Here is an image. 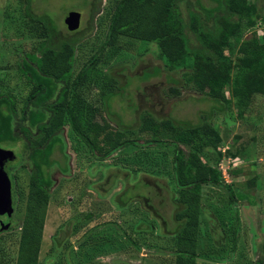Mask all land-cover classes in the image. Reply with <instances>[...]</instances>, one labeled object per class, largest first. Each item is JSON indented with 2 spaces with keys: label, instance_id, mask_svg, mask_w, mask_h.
Instances as JSON below:
<instances>
[{
  "label": "rangeland",
  "instance_id": "374dc122",
  "mask_svg": "<svg viewBox=\"0 0 264 264\" xmlns=\"http://www.w3.org/2000/svg\"><path fill=\"white\" fill-rule=\"evenodd\" d=\"M93 1L32 0L33 10L49 14L58 25V31L65 34L70 31L66 14L81 12L75 73L98 52L107 35L112 0H97L98 5ZM200 1L209 7L217 5L213 0ZM256 2L264 9V0ZM27 7L26 0H0V93L15 95L19 109L32 88L30 80L20 71L21 61L26 53L36 51L39 41L25 21L28 20ZM192 13L198 14L196 9H192ZM253 30L264 33L261 20H257ZM126 42L128 47L117 52L109 48L104 53L106 63L102 67L108 68L117 83L106 79L101 82L102 86L94 83L89 89H83L82 94L103 107L102 92L114 87L117 92L111 100L113 112L117 114L112 113L111 117L133 128L139 126L145 112L177 121L198 122L200 117L210 118L212 126L203 128L202 137L210 139L208 135L214 129L223 140L217 148L208 145L205 152H199L201 161L220 171L226 184L252 196L254 204L247 199L232 204L224 188L204 186L196 211L199 212L197 253L201 257L195 264H264V95L255 97L244 118L238 117L236 105L232 106L229 117L220 113L209 116L214 103L192 83H185L182 72L166 70L165 59L156 44L124 40ZM226 53L232 57L237 55L236 49ZM192 55L187 56L185 62L194 66L199 58ZM64 136L70 154V173H63L56 166L51 169L54 184L49 190L39 264H183V259L174 256L179 245L178 236L172 234L178 226L176 207L170 199L177 190L174 147L129 145L99 161L85 145L78 146V137L70 125L65 126ZM149 136L140 131L127 134V138L139 142ZM0 145L8 146L17 155L5 168L12 182V195L15 186L12 169L15 168L18 177L17 202L11 223L9 217L3 219L0 215V229H7L10 224L14 227L0 231V264H16L32 168L22 160L25 151L21 142L13 146ZM4 146L0 147L7 148ZM55 156L61 158L62 155L56 151ZM223 169L227 171L226 176ZM127 176L134 187L131 195L143 198L120 209L114 198L123 190V178ZM113 177L117 180L115 185H112ZM61 229L58 236H66V240L61 250L54 252L52 237Z\"/></svg>",
  "mask_w": 264,
  "mask_h": 264
},
{
  "label": "trees",
  "instance_id": "16d2710c",
  "mask_svg": "<svg viewBox=\"0 0 264 264\" xmlns=\"http://www.w3.org/2000/svg\"><path fill=\"white\" fill-rule=\"evenodd\" d=\"M26 1L28 20L25 21L29 22V31L36 34L39 41L36 51L26 53L22 58L20 71L30 80L32 88L21 109L15 95L0 93V143L13 146L21 142L25 151L22 160L32 168L16 264H39L49 190L54 184L51 169L56 166L63 173H70V154L64 136L66 125H70L78 137V146L85 145L99 161L129 145L174 147L173 171L177 190L170 199L176 207L178 224L172 234L178 236L179 245L174 256L178 260L183 259V264H195L201 257L197 253L199 212L196 211L204 186L210 184L224 188L229 192L232 204L242 199L254 204L252 196L226 184L220 171L200 159L199 152H205L208 145L217 148L222 136L213 129L208 135L210 139L204 140L203 128L212 126L210 118L200 117L198 122L177 121L158 118L150 112L142 114L139 126L133 128L111 117L112 113L117 114L113 112L111 100L117 92L114 87L105 88L102 92L103 107L88 100L82 90L89 89L94 83L102 86L101 82L106 79L116 82L108 68L102 67L106 63V50L111 48L117 52L128 47L124 40L130 43L145 41L157 45L165 59L166 70L182 72L185 83H192L200 94L214 103L209 116L217 113L228 116L232 106L236 105L238 117L244 118L255 97L264 95V33L261 35L253 30L257 20L264 24V9L257 0H213L217 4L215 7L205 6L200 0H112L103 44L75 73L80 31L69 29L66 34L59 32L58 25L49 14L35 12L31 7L32 0ZM93 2L98 5L97 0ZM192 9H196L198 14H191ZM234 49L235 57L226 53L227 50L233 53ZM190 51L199 58L194 66L185 62L186 57L192 55ZM172 90L178 93L176 88ZM133 131L149 133L150 136L143 142L127 138V134ZM183 145L190 149H184ZM56 151L61 153V158L55 156ZM12 175L15 208L18 190L15 168ZM113 180L112 185H115L116 177ZM123 181V190L114 198L120 209L143 198L131 195L134 187L130 185L128 176ZM155 212L160 218L158 211ZM9 221H12V216ZM11 228L14 227L10 225L0 231ZM60 231L62 229L52 237L54 252L60 251L66 240V236H58ZM236 233L237 229L234 238Z\"/></svg>",
  "mask_w": 264,
  "mask_h": 264
},
{
  "label": "water",
  "instance_id": "95a60500",
  "mask_svg": "<svg viewBox=\"0 0 264 264\" xmlns=\"http://www.w3.org/2000/svg\"><path fill=\"white\" fill-rule=\"evenodd\" d=\"M81 12L70 11L66 14V24L70 30H78L81 24ZM16 153L12 149L0 147V215L11 217L14 213L12 182L5 164L16 159Z\"/></svg>",
  "mask_w": 264,
  "mask_h": 264
},
{
  "label": "flooded vegetation",
  "instance_id": "af4514ba",
  "mask_svg": "<svg viewBox=\"0 0 264 264\" xmlns=\"http://www.w3.org/2000/svg\"><path fill=\"white\" fill-rule=\"evenodd\" d=\"M14 161H15V160H14ZM11 162H12V161H8V162H6V164H5V168H6L7 165L9 166ZM2 218H3V219H6V218H8V217H3V216H2ZM9 222L11 223V221H9ZM10 225H11V224H10Z\"/></svg>",
  "mask_w": 264,
  "mask_h": 264
},
{
  "label": "built area",
  "instance_id": "2783aa9c",
  "mask_svg": "<svg viewBox=\"0 0 264 264\" xmlns=\"http://www.w3.org/2000/svg\"><path fill=\"white\" fill-rule=\"evenodd\" d=\"M223 173H224V175L226 176V174H227V171L223 169Z\"/></svg>",
  "mask_w": 264,
  "mask_h": 264
}]
</instances>
